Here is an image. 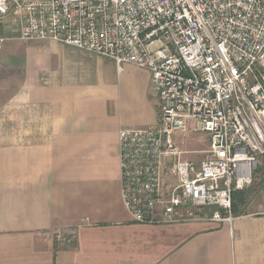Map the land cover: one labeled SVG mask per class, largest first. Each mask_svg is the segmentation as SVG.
<instances>
[{
  "label": "crops",
  "instance_id": "1",
  "mask_svg": "<svg viewBox=\"0 0 264 264\" xmlns=\"http://www.w3.org/2000/svg\"><path fill=\"white\" fill-rule=\"evenodd\" d=\"M19 31L0 15V264H264V201L232 223L132 220L118 133L158 121L147 70ZM74 226L70 246L49 235Z\"/></svg>",
  "mask_w": 264,
  "mask_h": 264
},
{
  "label": "built area",
  "instance_id": "2",
  "mask_svg": "<svg viewBox=\"0 0 264 264\" xmlns=\"http://www.w3.org/2000/svg\"><path fill=\"white\" fill-rule=\"evenodd\" d=\"M21 40H50L147 70L158 121L118 133L121 195L145 224L232 223L264 157V0H0ZM5 38H0L1 43ZM207 135L206 158L182 134ZM78 226L50 236L72 245Z\"/></svg>",
  "mask_w": 264,
  "mask_h": 264
},
{
  "label": "rangeland",
  "instance_id": "3",
  "mask_svg": "<svg viewBox=\"0 0 264 264\" xmlns=\"http://www.w3.org/2000/svg\"><path fill=\"white\" fill-rule=\"evenodd\" d=\"M179 139H183L185 144L182 148L185 150L183 157L195 163H199L206 158L209 149V139L203 133H197L194 128L190 132L182 134ZM242 195L237 199L236 207L243 209L250 206L255 207L259 202L264 201V157L261 158L260 164L253 175V180L246 185L242 190H239ZM239 192H235V194ZM237 197V196H236ZM234 200V199H233ZM234 202V201H233Z\"/></svg>",
  "mask_w": 264,
  "mask_h": 264
},
{
  "label": "trees",
  "instance_id": "4",
  "mask_svg": "<svg viewBox=\"0 0 264 264\" xmlns=\"http://www.w3.org/2000/svg\"><path fill=\"white\" fill-rule=\"evenodd\" d=\"M237 192V191H236ZM239 192V191H238ZM241 192H239V195H238V193L237 194H235L234 193V202H233V211H235V208H236V202H237V199L238 198H240L239 196H241L242 197V195L240 194ZM237 196V197H236Z\"/></svg>",
  "mask_w": 264,
  "mask_h": 264
}]
</instances>
